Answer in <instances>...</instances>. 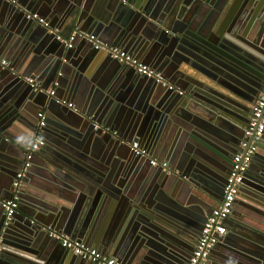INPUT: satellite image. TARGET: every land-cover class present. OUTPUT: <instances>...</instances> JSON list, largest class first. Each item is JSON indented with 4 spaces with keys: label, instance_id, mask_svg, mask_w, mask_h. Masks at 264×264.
<instances>
[{
    "label": "water",
    "instance_id": "1",
    "mask_svg": "<svg viewBox=\"0 0 264 264\" xmlns=\"http://www.w3.org/2000/svg\"><path fill=\"white\" fill-rule=\"evenodd\" d=\"M95 1H97L96 4ZM36 10L49 22L50 27L57 29L58 32L62 27L67 26L72 31L80 30L102 33L107 37L114 36L113 45L128 47L157 71L168 65L175 73L172 76L173 81L169 80L175 88L170 89L107 54L110 60L117 62L120 66L112 78L97 84L104 95L101 101L92 92L86 96L90 106L95 104L96 108L84 111L70 99L61 98L56 93V89L52 96L44 91L35 90L27 80L29 76L17 75L13 64L10 67H3L0 64L2 78L8 74L16 78L8 84L9 91L0 93V139L7 137L8 134H5V131L12 128L11 125L15 120L23 118L24 112H27L30 117L24 95L17 94L19 85H16V81H19L20 84L26 85L27 91L33 93L29 94V98L33 99L34 94H44L41 100L43 107H40V110L44 111L45 125L41 127L38 125L39 111H36L37 118L34 123L36 135L40 134L44 141L41 149L47 142L49 143L54 132L62 139L65 134L80 136L85 133L90 138L95 135H106L118 144H126L136 157L148 158L151 164L150 160L153 158L133 152L131 144L137 140L130 138L127 139L128 143H125L126 140L119 138L121 137L119 128L125 116L135 114L136 111L151 112L150 110L156 107L161 110L158 114L168 113L176 104L164 103V94L160 92L162 88L170 94L171 98H176L177 101L180 98L184 99L176 103L186 105L190 102L192 109L204 114L212 123L215 121L226 128V149H223L224 154L221 156L227 163L226 175L214 176L213 182L207 189L210 199L220 201L224 184L230 173V161L232 163V158L238 152L237 148H240L241 141L247 138L245 131L255 101L264 92V0H15L14 2L0 0V48L5 50L4 52L13 54L11 59L14 62L22 58L24 63L28 62L29 65L35 61L34 67L37 69H49L50 80H54L55 86H60L64 74L63 66L65 67L68 63V52L73 48H66L64 43L57 39L56 33L47 26L27 18V11L36 12ZM162 12L165 17H161ZM168 17H171L170 23H167ZM210 18H216L213 25L204 24ZM86 65V62L81 63L77 66L78 70H84ZM33 79L35 84L44 88L35 78ZM134 86L137 91L143 88V96L140 92L134 93ZM179 90L183 92L180 93ZM62 100L65 103H62ZM70 103L71 106H69ZM56 106L64 109L62 108L63 111L57 114L54 122L48 110L55 109ZM53 124L56 129L52 127ZM105 128L109 130L106 131ZM5 139L8 140V138ZM146 146V142L140 144L142 149ZM39 153L40 149L34 152L26 172L32 167L34 157L41 155ZM60 156L62 157V154ZM55 160H58L57 157ZM158 166L164 169L162 165ZM75 168L68 167L67 169H70L68 173L73 175ZM175 169L177 168L171 167L170 170L167 163L164 172L169 170L173 172V177L188 178L193 183H197V179L204 182L207 180L206 177L198 174L190 176L187 172L180 169L176 172ZM95 173L77 165L76 176L85 185L78 186L82 192L77 198H80V201L85 198L84 206L94 213L93 216H96L102 207L108 208L106 198L111 201L107 211L111 212L112 205H119L115 221L117 219V224L119 223L120 233L123 229L124 231L118 238L117 234L111 239L104 240L97 236L93 242L105 252H110L111 248L121 240L118 249L115 248L114 252L125 260L126 252L122 250L125 246L123 239L126 240L130 234H134L135 241L138 240L137 247L143 242L144 247L147 245L156 251H149V254L145 256L146 259L150 261H157L155 259L157 257L161 259L158 246L153 239L158 236L154 230L156 226L148 218H139L135 212L136 197L126 196L121 189H116L113 185L105 184L104 186L102 183L106 181L103 182L102 178L97 177ZM16 174L17 171L12 177V193L7 197L8 199L13 196V181ZM74 186L68 187L71 189L68 193H75ZM22 187L23 179L18 192L20 200ZM193 200L188 201L189 203L183 205L186 207L181 209L187 222L193 223L191 227L184 225L190 232H194V224L200 220L198 238L207 215L218 203L213 204L212 207L210 205V211L207 207L199 206L200 201L193 202ZM105 202L106 205H104ZM208 202L210 204V200ZM239 203L249 206L252 210L264 209V135L259 140L258 149L252 157L250 167L245 172L234 210L227 219L228 231L225 235L233 236L238 231L237 227L240 228L238 225L242 222L235 221ZM157 205H149L148 208L152 212H157L159 211ZM0 210L3 213L0 219L2 244L0 264H93L64 247L60 241L51 237L47 229L44 230V239H46L44 240L38 228L33 225V219H29L27 223L35 231L39 249L26 253L25 249L29 251L31 248L22 244L17 249H11L8 246L10 244L8 238L12 232L10 228L13 220L6 223L4 208L0 206ZM59 215L55 217V223H58ZM59 220L60 224L65 225V228L71 230L75 236H84L85 240L93 236L92 220L74 221L75 216L66 220L65 223L64 216ZM159 238L158 236L157 239ZM223 239L221 237L214 251L216 247L222 245ZM20 242H23V239ZM183 244L182 246H185ZM130 256L133 257L132 254ZM164 258L163 256L162 259Z\"/></svg>",
    "mask_w": 264,
    "mask_h": 264
},
{
    "label": "crops",
    "instance_id": "2",
    "mask_svg": "<svg viewBox=\"0 0 264 264\" xmlns=\"http://www.w3.org/2000/svg\"><path fill=\"white\" fill-rule=\"evenodd\" d=\"M94 3L96 4L97 1ZM36 12L39 13L38 10ZM162 16L165 17L163 12ZM215 19L210 18L204 24L213 25ZM166 20L167 23H170L171 17ZM168 25L172 26V24ZM59 32L62 35H68L72 30L64 26ZM93 33L98 35L104 42L113 44L114 36L107 37L102 33ZM118 46L123 47L145 62L144 58L128 47ZM4 51L0 48V55L13 64L17 75H28L35 78L46 90L56 89V93L61 98L70 99L84 111L96 108L95 104L90 106L86 96L92 92L101 101L104 95L97 84L112 78L120 66L117 62L110 60L106 52L95 51L89 43L78 39L73 49L68 52L69 61L65 67L63 66L64 74L61 84L55 86L54 80H50L49 69H37L34 67L36 65L35 61L29 65L28 62L24 63L22 58L14 62L11 59L13 54ZM83 62L87 63L86 67L82 71L78 70L77 66ZM160 71L168 80L173 81L172 76L175 73L168 65ZM15 79L11 74L3 78L0 76V93L9 91L7 86ZM16 85H19L17 94L19 96L24 95V102L28 104L27 111L30 117H28L27 112H24V117L15 120L11 125L12 128L5 131V134H8L5 138H8V140L5 138L0 139V198L3 199H8L7 197L11 195L12 177L24 165V149L38 137L34 131V123L37 118L36 111L44 112L40 110V107H43L41 100L44 94H34L33 100L29 98V94L32 92L27 91L28 89L24 83L20 84L19 81H16ZM134 90V93L140 92V95L143 96V88L137 91L134 86ZM160 90L161 94H164L163 101L164 103L167 102L166 105L171 102L176 105L168 113L158 114L161 110L154 107L150 110L151 112L141 110L136 111L135 114L125 116L124 122L120 124L121 137L119 138L126 140L125 143H128L129 140L127 139L130 138L137 140L140 144L146 142L147 154L145 155L147 157L160 163L167 162L170 170L171 167L177 168L174 171L178 172V169H180L190 176L198 174L206 177L207 180L204 182L197 179V183H193L188 178L173 177V172L168 170L165 173V169L150 164L148 158L136 157L126 144H118L106 135H95L90 138L85 133L79 134L80 136L65 134L64 139H62L54 132L49 139V143L47 142L44 148H40L39 154L41 155L34 157L32 167L28 169L23 178L21 200L19 196L18 208L20 209L17 210L18 214L16 215V212L13 217L10 228L12 232L8 238L10 242L8 246L11 249H17L21 244L31 248L29 251L25 249L24 252L26 253L39 249L35 231L27 223L29 219H33V225L38 228L43 239L45 237L44 230L54 227V230L61 231L70 238L87 243L108 256L116 257L123 264L187 263L195 248L201 222L198 220L194 224V232H190L188 227L193 226V223L187 222L181 207H186L183 205L189 203L188 201L192 199H194L193 202L200 201L198 205L203 208L207 207V209H210V205L212 207L213 204L215 205L221 201L210 199L207 189H209V184L213 182L214 176L223 175L224 177L226 175L227 163L221 157L224 154L223 149H226V128L215 121L212 123L204 114L192 109L190 102L181 105L176 102L184 99L180 98L177 101L176 98H171L166 90L162 88ZM46 94L49 95L47 92ZM56 108L48 110L54 122L57 114L64 109L58 106ZM52 127L56 129L54 124ZM60 154H62V157ZM55 157L58 160H55ZM77 165L90 172H96L97 177L102 178L103 182L106 181V183H102L104 186L105 184L113 185L116 189H121L126 196L136 197L134 201L137 206L135 212L139 218H148L156 226L154 230L160 238L157 239V236L153 239L158 246V254L161 259L158 257L155 258L157 261L146 259L145 256L149 254V251L155 250L146 244V247H144L143 242L137 247L138 240L135 241L134 234H130L126 240L123 239L125 246L122 250L126 252L125 260L114 252L115 248L118 249L121 240L111 248L110 252H105L93 242V239L97 236L104 240L111 239L117 234L118 238L124 229L120 233L119 223L117 224V219L115 221L119 205H112L111 212L107 211L110 208L111 201L106 198L108 208L102 207L98 211L99 215L97 212L96 216H93L94 213L84 206L86 204L85 198L82 201L77 198L82 192L78 186L83 185L76 176ZM68 167H76L75 172L72 173L73 175L68 173V170L71 169H67ZM69 184L70 186H68ZM71 186H74L73 191L75 193H68L71 191L68 187ZM207 200H210V204ZM106 202L104 205H106ZM115 202L114 200L113 203L115 204ZM149 205H157L159 211L152 212L148 208ZM238 207L237 220L235 221L242 222L238 225L240 228L237 227L238 231L233 236H223L222 245L216 247L215 251H211L207 264H264V209L252 210L242 203H239ZM58 214H60L57 219L58 223H55V217ZM2 215V210H0V219ZM62 216H64V223L66 220H70L72 216H75L74 221L78 219L92 220L93 236L89 240H85L86 238L84 239V236L81 235L75 236L71 230L65 228V225L60 224L59 219ZM176 216L178 218L175 219ZM185 224L188 227H185ZM21 239H23V242H20ZM182 243L185 246H182ZM0 246L2 247L1 240ZM131 254L133 257L130 256ZM163 256L164 259H162Z\"/></svg>",
    "mask_w": 264,
    "mask_h": 264
},
{
    "label": "built area",
    "instance_id": "3",
    "mask_svg": "<svg viewBox=\"0 0 264 264\" xmlns=\"http://www.w3.org/2000/svg\"><path fill=\"white\" fill-rule=\"evenodd\" d=\"M9 1L14 2L15 0ZM26 16L28 19L35 20L37 23L47 26L52 32L54 31L56 33L57 39L63 42L66 48H73L76 41L78 39H82L91 43V46L94 49L106 52L108 55H110V57L118 60L124 65L134 68L138 73L154 78L155 81L161 83L164 86H168L170 89L175 88V86L169 82V80L161 71H157L155 68L137 58L123 47L104 42L98 37V35L86 31L75 30L68 35H62L57 29H52L49 25V22L38 12L27 11ZM0 64L3 67L11 66L10 61L3 57H0ZM27 80L34 86L35 90L47 92L51 96L55 94L54 88L45 90L44 88L35 84L33 78L28 77ZM179 92L182 93L183 91L179 90ZM61 102L65 103L64 100ZM71 105L72 104L70 103L69 106ZM38 116L40 117L38 125L41 127L45 125L43 120L44 112H39ZM104 130L108 131L109 129L105 128ZM245 134L247 138L241 141L238 152L232 158L230 173L227 177V181L224 184L222 199L218 205L213 208L211 213L207 215L200 235L196 241L195 248L189 256L186 264H207L211 251L221 240V237H223L228 231L227 219L231 216L234 210L235 201L239 193L240 185L243 182L245 172L250 167L252 157L255 155L258 149V142L264 135V92L255 101ZM43 144V138L40 134H38L36 140H34L27 147L24 165L22 169L17 172L14 178L13 197L9 199L0 198V206L4 208L6 223L13 220V217L18 210V191L21 181L25 176L26 169L31 164L30 161L33 158L34 152L40 149ZM131 146L135 154H147L146 150L140 147L138 141H134ZM150 162L153 165H162L164 169L167 167L166 162L160 163L155 159H151ZM46 229L49 230L51 237L60 241L64 247L72 250L76 255L81 256L83 259L90 261L93 264H123L116 257L108 256L101 250L92 247L80 240L70 238L61 231L54 230L51 227Z\"/></svg>",
    "mask_w": 264,
    "mask_h": 264
},
{
    "label": "flooded vegetation",
    "instance_id": "4",
    "mask_svg": "<svg viewBox=\"0 0 264 264\" xmlns=\"http://www.w3.org/2000/svg\"><path fill=\"white\" fill-rule=\"evenodd\" d=\"M230 164H231V161H230Z\"/></svg>",
    "mask_w": 264,
    "mask_h": 264
}]
</instances>
